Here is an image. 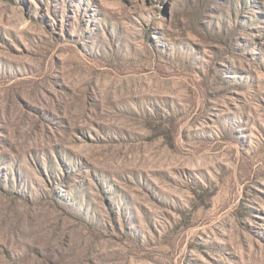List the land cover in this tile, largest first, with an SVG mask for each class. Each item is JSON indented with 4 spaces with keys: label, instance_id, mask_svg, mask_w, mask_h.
<instances>
[{
    "label": "rangeland",
    "instance_id": "rangeland-1",
    "mask_svg": "<svg viewBox=\"0 0 264 264\" xmlns=\"http://www.w3.org/2000/svg\"><path fill=\"white\" fill-rule=\"evenodd\" d=\"M0 264H264V0H0Z\"/></svg>",
    "mask_w": 264,
    "mask_h": 264
}]
</instances>
